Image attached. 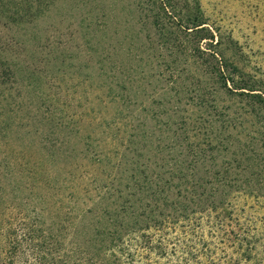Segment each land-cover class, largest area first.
Masks as SVG:
<instances>
[{"label":"rangeland","instance_id":"obj_1","mask_svg":"<svg viewBox=\"0 0 264 264\" xmlns=\"http://www.w3.org/2000/svg\"><path fill=\"white\" fill-rule=\"evenodd\" d=\"M199 1L234 76L264 91V0ZM143 2L0 0V264H112V238L174 202L230 204L238 238L216 260L264 262V105L155 55Z\"/></svg>","mask_w":264,"mask_h":264},{"label":"trees","instance_id":"obj_2","mask_svg":"<svg viewBox=\"0 0 264 264\" xmlns=\"http://www.w3.org/2000/svg\"><path fill=\"white\" fill-rule=\"evenodd\" d=\"M142 11L149 30L154 29L159 36L157 43L148 34L155 55L162 56L163 50L168 47L178 50L176 52L182 53L184 57L195 58L202 62L224 89L250 98V106L263 109L264 91L251 82H245L240 76V80L234 76L238 70L230 62L223 39L208 23L199 0H144ZM231 67L233 70H230ZM223 177L219 172L218 180ZM228 187L233 186L229 184ZM172 188L173 184L170 183ZM229 205L218 206L213 203L200 213L188 212L187 206H179L178 202L170 203L174 214L163 218L154 217L140 229L130 231L126 237H113L106 247L105 257L108 261L113 260L112 264H230L227 258L224 262L215 258L219 255V246L238 238L234 232L232 237L225 236L228 234L224 226L226 217L220 215L228 210ZM204 224L210 225L215 234L208 236ZM5 254L4 250L0 254L3 259ZM36 256L33 262L27 260L17 263L41 264L40 257ZM17 263L5 261V264Z\"/></svg>","mask_w":264,"mask_h":264}]
</instances>
